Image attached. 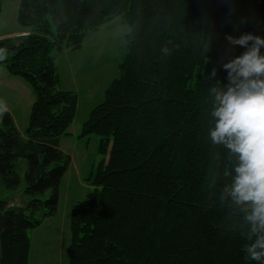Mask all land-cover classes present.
Returning a JSON list of instances; mask_svg holds the SVG:
<instances>
[{
    "label": "trees",
    "instance_id": "obj_1",
    "mask_svg": "<svg viewBox=\"0 0 264 264\" xmlns=\"http://www.w3.org/2000/svg\"><path fill=\"white\" fill-rule=\"evenodd\" d=\"M118 17L127 52L82 126L105 158L71 211L69 264H258L242 251L246 210L225 193L235 158L208 137L216 82L202 72L211 61L227 83L222 65L245 48L225 37L264 38V0H20L26 34L0 40V67L35 101L25 136L0 115L5 190L18 189L26 164L24 204L0 199V264H30V231L58 213L71 162L59 144L78 98L58 89L57 55Z\"/></svg>",
    "mask_w": 264,
    "mask_h": 264
},
{
    "label": "rangeland",
    "instance_id": "obj_2",
    "mask_svg": "<svg viewBox=\"0 0 264 264\" xmlns=\"http://www.w3.org/2000/svg\"><path fill=\"white\" fill-rule=\"evenodd\" d=\"M0 4L2 7L0 40L5 38H1L3 35H13L18 31H24L25 29L18 21L20 0H0ZM248 10H252V8ZM128 32L129 27L123 17H118L99 30L88 33L80 49L69 50L67 55H57L61 61L65 59L69 61L71 63L69 66L76 72L79 70L78 75L81 77L78 78V82L82 91L80 95L83 98L80 99L81 107L70 127L72 135L61 138V149L71 158L60 188L61 213L57 219L54 216L47 218L41 226L30 231L32 244L30 264H69L71 211L77 203L88 199L92 190L88 178L92 169H95L105 158L98 151L99 138L96 135L87 138L80 137L82 126L88 119L91 110L103 102L105 91L113 79L120 76L119 64L127 52L125 35ZM213 68H215L213 62L206 63L202 72L204 79L220 81V73L216 71L214 77L211 75ZM9 76L22 82L21 84L27 91L22 88V85H19L15 91L5 88L1 92L0 103L14 112L21 133L26 134L31 114V103L34 99L32 88L23 79L11 74ZM84 95L86 97L91 95V97L87 100ZM23 165L21 184L18 189L7 191L0 183V199L11 197L16 201L25 199L24 173L26 164L23 163ZM64 213L65 218L63 217Z\"/></svg>",
    "mask_w": 264,
    "mask_h": 264
},
{
    "label": "clouds",
    "instance_id": "obj_3",
    "mask_svg": "<svg viewBox=\"0 0 264 264\" xmlns=\"http://www.w3.org/2000/svg\"><path fill=\"white\" fill-rule=\"evenodd\" d=\"M225 39L245 51L222 65L227 83L217 81L208 89L212 101L208 137L235 158L226 173L230 181L225 193L246 210L245 259L264 264V38L244 33ZM211 75H216L215 68ZM6 110L0 107V115Z\"/></svg>",
    "mask_w": 264,
    "mask_h": 264
},
{
    "label": "crops",
    "instance_id": "obj_4",
    "mask_svg": "<svg viewBox=\"0 0 264 264\" xmlns=\"http://www.w3.org/2000/svg\"><path fill=\"white\" fill-rule=\"evenodd\" d=\"M22 34H26V30L24 31H18L17 33H14L13 35H3L1 38H8V37H17V36H20ZM69 50H65L63 51L62 53H60L59 55L62 56V55H67ZM69 65H71V63L69 61H67L66 59L61 61V58H56V67H57V70H58V89L61 90V91H68V92H73L77 95V98H78V102H77V107H76V112H75V118L78 114V111L81 107V97L83 98L82 95V91H81V88L79 86V82H78V78L81 77L79 76V70L76 72L72 67H70ZM8 73V74H6ZM10 73L8 72V70L5 68V67H0V98H1V92L7 88L11 91H15L16 88L19 86V85H22V88L24 90H26L25 86L23 84H21L22 82H19V80H15L14 78H11L10 76ZM15 77V76H14ZM26 83V82H25ZM26 85V84H25ZM108 88V87H107ZM27 91V90H26ZM33 92V91H32ZM106 92V91H105ZM34 95V93H33ZM85 99L89 100V98L91 97V95H84ZM105 99V98H104ZM1 100V99H0ZM34 101H35V96H34V99H33V104H34ZM104 101V100H103ZM31 103V110H32V106L33 104ZM0 107H6L4 105H2V103H0ZM6 111L9 112L13 119H14V122L17 126V128L19 129L18 127V122L17 120L15 119L14 117V112L9 109L8 107H6ZM93 110V109H92ZM91 110V111H92ZM31 115V114H30ZM74 118V119H75ZM30 121V119H29ZM71 127V126H70ZM19 132L21 133L20 129H19ZM23 136H25V134L21 133ZM69 135H72L70 133V128H69ZM67 135V136H69ZM59 147L61 148V140H60V144H59ZM62 150V149H61ZM63 151V150H62ZM64 152V151H63ZM8 200H10V205L12 206H22L24 203V200L21 201V200H15L14 198H9ZM60 199H59V207H58V213L56 214V219L59 217L60 213H61V209H60ZM74 206V205H73ZM63 217L65 218V213L63 214Z\"/></svg>",
    "mask_w": 264,
    "mask_h": 264
}]
</instances>
